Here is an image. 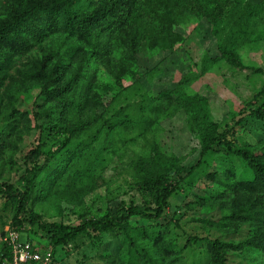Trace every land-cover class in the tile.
Instances as JSON below:
<instances>
[{"label":"rangeland","instance_id":"1","mask_svg":"<svg viewBox=\"0 0 264 264\" xmlns=\"http://www.w3.org/2000/svg\"><path fill=\"white\" fill-rule=\"evenodd\" d=\"M34 1L0 0V22L14 18L13 10L20 8V16L26 15L22 18L43 25L45 15H34ZM106 2L80 0L74 8L88 12ZM244 5L245 13L253 10L252 14L232 20L220 35L209 22L212 0H128L122 11L132 10L133 17L97 27L91 40L70 33L58 22L32 45L27 42L36 38L27 29L8 45H0L5 56L17 54L13 63L0 69V185L23 188L27 176L32 178L30 155L37 154L35 147L58 146L37 139L34 113L37 108L45 110L44 100L38 98L40 72L58 64L62 85L78 78L69 83L65 95L74 104L58 112L57 119L82 126L76 138L91 142L94 159L89 172L74 179L67 190H38L28 202L29 209L45 221L70 224L81 215L118 213L129 204L153 211L155 193L145 180L172 167L176 189L165 214L156 220L130 219L135 228L150 232L165 228L172 233L182 249L169 257V264L210 261L206 241L188 244L190 235L234 243L246 238L247 225L214 229L205 220L219 219L233 206L228 199L214 197L224 186L210 173L223 171L228 162L234 164L235 175L230 177L236 180L252 177V170L223 147L215 145V150L206 152L203 147L215 123L226 140L264 153V124L249 113L252 104L264 100V0H244ZM220 43L232 44L243 66L221 59ZM168 92L171 97L165 95ZM35 101L41 105H34ZM199 101L201 106H196ZM125 116L134 121L98 136L106 120ZM8 117L15 126L9 128L11 133L6 131ZM12 202L0 195V264L11 227L21 239L51 248L55 264H108L110 257L128 247L123 234L106 230L84 233L54 247L37 224L24 221L16 226ZM243 252L232 248L228 264H264V251Z\"/></svg>","mask_w":264,"mask_h":264},{"label":"trees","instance_id":"2","mask_svg":"<svg viewBox=\"0 0 264 264\" xmlns=\"http://www.w3.org/2000/svg\"><path fill=\"white\" fill-rule=\"evenodd\" d=\"M35 1L31 5L34 15L44 14V24H37L34 20L28 22L26 17L22 18L26 16L25 14L20 16L23 13L20 8L14 9V18L0 22V45H8L9 41L16 40L21 31L25 29L36 38V40L27 42L28 46L32 45L34 42L41 41L49 29L58 22L70 33L91 40V35L97 27L113 24L114 19V22H120L119 20L123 16L126 19L133 17L132 10L122 11L123 5L128 0H108V2L99 4L88 12L77 11L74 8V5L80 0ZM212 1L215 6L208 17L212 31L217 35L222 34L225 26L230 24L232 20L247 18L253 12L251 10L249 13H245L244 0ZM218 51L221 59L227 60L234 66H243L239 55L233 50L232 44L220 43ZM5 55L6 53L3 54L0 49V69L2 66L5 67L13 63L17 57V54L9 57ZM58 66L55 64L48 70L45 68L41 70L40 78L42 80L39 81L41 89L38 98L43 99L44 103L42 105L38 101L34 103V105L45 106V110L40 108L34 110V113L37 114L35 116L37 139L42 143L53 141L58 146L56 149L48 150H42L36 146L33 151H37V154L31 153V157L27 156L34 162V165L30 168L32 178L27 176L28 183L23 188H13L12 184L0 185L3 187L0 188V195L11 197L12 203H14L16 226L23 224L24 221L37 224L44 232V237L54 247L67 244L84 233L97 235L104 230L121 233L124 241H129L128 247L125 251H122V247L117 254L110 257L111 260L108 264H169V257L178 254L182 247L177 243L172 233L164 228L167 225L162 226L164 229L156 228L150 232L145 228H135L131 225L130 219L133 216H141L156 220L165 214L169 207V199L176 189L175 168L170 167L167 171L162 170L146 178V187L155 193L156 208L153 211L137 204H129L115 214L81 215L78 222L70 224L45 221L28 208L29 200L37 197L38 190L47 193L70 188L74 179L89 172L90 162L94 159V155L91 156L89 150L91 142L83 138H76V134L82 126L69 125L57 119L58 112L62 113L74 104L73 100L65 95L67 89L70 88L69 83L74 84L78 78L77 76L73 77L67 84L62 85L60 78H57L60 72ZM165 95L171 97L170 92ZM252 103L254 102L251 101L250 104ZM195 105L201 106L200 101ZM249 113L264 124V100H257L255 104H252ZM47 117L48 121L44 120ZM133 121V118H126V116L116 120H106V123H103L98 130V136H104L117 127L130 125ZM12 122L13 120L8 117L6 124L8 133H11V129L15 128V126L12 127ZM213 125L210 134L203 139L204 151L215 150V145L219 148L223 147L231 155L245 160L251 168L253 176L239 180L231 178V175H235V167L231 162L225 163L223 171L211 172L212 179L219 181L224 186V190H220V194L213 196L222 200L228 199L233 206L231 211L225 212L223 217L205 221L214 229L215 227L232 225L236 229H241L247 225L250 228V234L236 243L211 235H190L187 237V243L205 240L210 259L207 264H228L227 254L234 247L239 249L240 253L254 249L264 251V153L259 154L251 146L238 145L226 140L224 133L219 132V124L213 123ZM10 127L12 128L9 130ZM41 157L44 160L38 164ZM189 172H192L191 169ZM42 174H44L43 177H41ZM10 256V248L5 242L1 259H8Z\"/></svg>","mask_w":264,"mask_h":264},{"label":"built area","instance_id":"3","mask_svg":"<svg viewBox=\"0 0 264 264\" xmlns=\"http://www.w3.org/2000/svg\"><path fill=\"white\" fill-rule=\"evenodd\" d=\"M5 242L11 256L4 259L2 264H55L51 248H43L31 240L21 239L14 227L8 229Z\"/></svg>","mask_w":264,"mask_h":264}]
</instances>
